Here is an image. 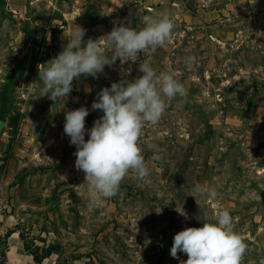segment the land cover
<instances>
[{"label":"rangeland","instance_id":"374dc122","mask_svg":"<svg viewBox=\"0 0 264 264\" xmlns=\"http://www.w3.org/2000/svg\"><path fill=\"white\" fill-rule=\"evenodd\" d=\"M140 4L133 1L114 10L75 0H0V118L6 123L0 132V184L5 183L0 213L18 216L16 228L29 248L32 233L46 235L48 246L63 253L57 264L80 257L89 264H181L186 254H170L175 234L202 227L206 214L228 210L234 231L249 246L243 264H260L264 0ZM148 10L173 19L169 44L152 56L140 53L135 62L117 59L98 78L74 79L73 91L56 102L40 96L44 85L38 65L58 55L49 37L62 31L49 26L52 18L65 13V30L68 23L72 27L73 15L74 24L86 30V42L121 23L139 30ZM187 56L197 58L191 68L185 67ZM145 60L158 74L175 72L186 97L167 101L161 120L143 129L141 147L150 175L140 180L129 173L116 196L97 203L90 198L84 172L75 167L76 146L64 133L65 113L87 107L85 128L91 129L103 115L92 109L97 94L113 82L142 76L139 64ZM20 87L30 88V100L18 99ZM197 187L214 188L218 196L210 200ZM69 194L83 201L72 205ZM5 202L8 206L1 204Z\"/></svg>","mask_w":264,"mask_h":264},{"label":"clouds","instance_id":"9594fccd","mask_svg":"<svg viewBox=\"0 0 264 264\" xmlns=\"http://www.w3.org/2000/svg\"><path fill=\"white\" fill-rule=\"evenodd\" d=\"M148 11L149 14L140 17L143 26L139 30L121 23L98 40L86 42V30L73 23L63 50L38 65L39 79L44 85L40 96L47 95L56 102L73 91L74 79L79 80L82 75L98 78L105 66H113L117 59L135 62L140 53L152 56L158 48L169 44L176 27L173 19L166 13ZM101 41H106L103 47ZM109 52L111 56L107 55ZM184 63L186 68H191L197 58L187 56ZM139 71L143 75L134 81L113 82L97 94L92 109L101 110L103 115L91 129L85 128L87 107L65 113L64 133L70 137V144L76 146L75 167L84 172L90 198L97 203L116 196L129 173L140 180L150 175L141 147L143 129L146 124L156 125L161 120L167 101L186 97L185 87L175 72L158 74L150 60L141 62ZM197 191H205L210 200L218 196L214 188L197 187ZM203 221L202 227H187L175 234L171 256L177 258L178 252L186 254L187 260L181 264H243L249 246L234 231L230 212L206 214ZM260 264H264V259Z\"/></svg>","mask_w":264,"mask_h":264},{"label":"crops","instance_id":"0c3cea01","mask_svg":"<svg viewBox=\"0 0 264 264\" xmlns=\"http://www.w3.org/2000/svg\"><path fill=\"white\" fill-rule=\"evenodd\" d=\"M75 1L76 3H80V4L89 3L91 5L98 7H104V6L113 7L114 10H116L118 7L121 6L131 5L133 1L138 2V0H75ZM147 2H152V0H148ZM147 2L143 0V4H146ZM69 17L71 18L73 23L76 22L73 15ZM65 18H66L65 13H62V17L60 18H52V21L50 22L49 26H52L54 28V25L56 23L64 22ZM68 25L69 23L66 24L65 30H62L58 34H56L58 36H56L55 39L49 37L51 38L50 40L54 44V46H56L55 48L58 54L63 50V47L68 42L66 36L69 34L71 30V27H69ZM25 131L23 130V132ZM24 165L25 164H23V166ZM4 186L5 183H1L0 189L1 190L4 189ZM14 188L15 187L13 186L10 187L9 189L13 190ZM1 204L8 206L7 202ZM18 223H19V218L15 214L4 215L0 213V243H2L6 248L7 264H57V262H59L62 259V255H63L62 251L61 250L57 251L55 248L51 250L50 254H48L45 257H42L39 262H36L32 254L31 248L37 247L38 249L37 253L40 254L42 250L49 245L50 242L49 238H47L46 235L44 234L42 235L39 233H32L34 234L32 239L33 244L30 245L31 248L26 249L20 231L16 228ZM87 260L88 258H83V257L68 258L66 259L65 264H89Z\"/></svg>","mask_w":264,"mask_h":264},{"label":"built area","instance_id":"2783aa9c","mask_svg":"<svg viewBox=\"0 0 264 264\" xmlns=\"http://www.w3.org/2000/svg\"><path fill=\"white\" fill-rule=\"evenodd\" d=\"M54 27L59 30H63L65 28V25L62 22H59V23H56ZM17 97L21 102H26L30 100L32 98L30 88L20 87L17 91ZM0 264H7L6 248L2 243H0Z\"/></svg>","mask_w":264,"mask_h":264},{"label":"water","instance_id":"95a60500","mask_svg":"<svg viewBox=\"0 0 264 264\" xmlns=\"http://www.w3.org/2000/svg\"><path fill=\"white\" fill-rule=\"evenodd\" d=\"M138 2L141 3V0H138ZM4 126H5V121L0 119V132L3 130ZM68 199L72 205L76 203H81L83 201V198L78 194H69ZM191 206L194 207L195 204L192 203Z\"/></svg>","mask_w":264,"mask_h":264},{"label":"trees","instance_id":"16d2710c","mask_svg":"<svg viewBox=\"0 0 264 264\" xmlns=\"http://www.w3.org/2000/svg\"><path fill=\"white\" fill-rule=\"evenodd\" d=\"M0 114H1V113H0ZM0 117H1V116H0ZM0 119H1V118H0ZM21 237H22V236H21ZM24 244H25V243H24ZM25 248H26V249H29V247H28L26 244H25ZM55 248H56V247L48 246V247L44 248L40 254L37 253V252H38L37 247L35 248L36 251L33 250V249H31V251H32V254H33V256H34L35 261H36V262H39L40 259H41L42 257H45V256H47L48 254H50L51 250H52V249H55Z\"/></svg>","mask_w":264,"mask_h":264}]
</instances>
